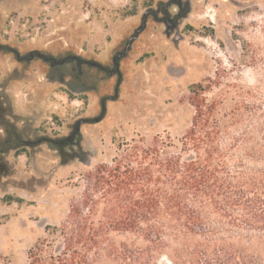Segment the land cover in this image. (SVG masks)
Here are the masks:
<instances>
[{"label": "rangeland", "instance_id": "374dc122", "mask_svg": "<svg viewBox=\"0 0 264 264\" xmlns=\"http://www.w3.org/2000/svg\"><path fill=\"white\" fill-rule=\"evenodd\" d=\"M209 78L224 110L264 111V0H0V141L6 125L74 141L63 156L48 143L8 154L0 255L27 264L119 143H178L195 114L190 86Z\"/></svg>", "mask_w": 264, "mask_h": 264}, {"label": "trees", "instance_id": "16d2710c", "mask_svg": "<svg viewBox=\"0 0 264 264\" xmlns=\"http://www.w3.org/2000/svg\"><path fill=\"white\" fill-rule=\"evenodd\" d=\"M216 86L211 78L190 86L195 114L178 143L162 134L119 143L27 264H264V111L244 103L224 110L223 94L209 98ZM6 129L0 189L11 151L19 157L48 143L63 156L74 147L73 137L26 139ZM0 264L13 263L0 255Z\"/></svg>", "mask_w": 264, "mask_h": 264}, {"label": "water", "instance_id": "95a60500", "mask_svg": "<svg viewBox=\"0 0 264 264\" xmlns=\"http://www.w3.org/2000/svg\"><path fill=\"white\" fill-rule=\"evenodd\" d=\"M144 26H145V21H144L143 26L137 32L134 33V35H133L132 38H130L129 43H128L127 47H126L125 52L123 54H120L119 57L120 56H123V55H126L129 52V49L131 47V44L133 43L134 40H136L138 38L139 33L143 30Z\"/></svg>", "mask_w": 264, "mask_h": 264}]
</instances>
